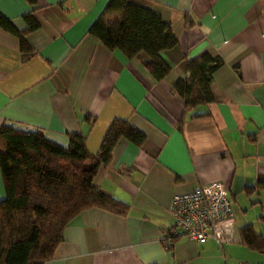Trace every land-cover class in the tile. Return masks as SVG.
<instances>
[{
	"label": "crops",
	"instance_id": "1",
	"mask_svg": "<svg viewBox=\"0 0 264 264\" xmlns=\"http://www.w3.org/2000/svg\"><path fill=\"white\" fill-rule=\"evenodd\" d=\"M128 1L159 14L177 39L161 54L171 69L160 81L144 67L145 53L127 58L89 32L109 0H0L16 30L27 29L26 14L38 25L25 33L27 58L19 36L0 27V127L41 129L64 147L69 133H84L91 153L116 118L146 136L141 147L121 139L93 179L129 205L127 215L83 210L45 264H264V252L241 235L248 226L264 241V0ZM202 53L222 64L209 101L179 129L183 99L172 88L186 76L185 58ZM86 115L95 118L91 128ZM213 181L228 189L235 240L179 237L165 249L172 196Z\"/></svg>",
	"mask_w": 264,
	"mask_h": 264
},
{
	"label": "trees",
	"instance_id": "2",
	"mask_svg": "<svg viewBox=\"0 0 264 264\" xmlns=\"http://www.w3.org/2000/svg\"><path fill=\"white\" fill-rule=\"evenodd\" d=\"M24 18L28 27L18 31L0 12V27L19 36L20 49L27 58L33 50L24 36L38 25L30 14ZM89 32L108 49H118L127 58L145 53L148 59L143 65L156 81L169 74L171 67L161 54L175 47L177 39L159 14L128 0H109ZM184 62L186 76L172 88L183 99L179 129L189 111L209 101L207 87L222 59L202 53ZM85 119L91 128L95 118L86 115ZM121 139L141 147L146 136L128 120L116 118L98 150L91 153L84 133H69L68 146L64 147L49 140L41 129L22 131L6 124L0 127V172L5 190L0 200V264H45L63 240L66 226L83 210L97 207L127 215L128 204L93 185L98 171L110 165L113 149ZM241 235L243 243L264 252L263 239L250 227H245Z\"/></svg>",
	"mask_w": 264,
	"mask_h": 264
},
{
	"label": "built area",
	"instance_id": "3",
	"mask_svg": "<svg viewBox=\"0 0 264 264\" xmlns=\"http://www.w3.org/2000/svg\"><path fill=\"white\" fill-rule=\"evenodd\" d=\"M172 226L163 233L169 249L179 237L192 241H234V214L228 189L221 181L197 185L190 192L174 194L169 204ZM239 264H251L240 262Z\"/></svg>",
	"mask_w": 264,
	"mask_h": 264
}]
</instances>
